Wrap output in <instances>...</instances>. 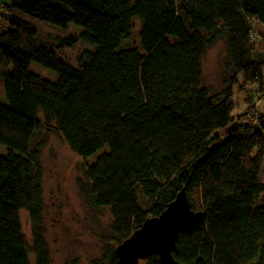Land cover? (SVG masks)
Here are the masks:
<instances>
[{"label": "trees", "instance_id": "1", "mask_svg": "<svg viewBox=\"0 0 264 264\" xmlns=\"http://www.w3.org/2000/svg\"><path fill=\"white\" fill-rule=\"evenodd\" d=\"M24 15L78 26L79 33L57 37L59 48L87 44L76 63L37 45ZM135 18L138 45L122 47ZM252 19L264 25V0L0 2L7 98L0 101V144L6 148L0 153V264H52L40 158L50 130L85 160L78 189L88 207L107 209L112 218L111 237H100L102 254L88 264H118L115 247L181 189L202 217L179 234L176 260L264 264V113L250 115L246 101L239 117L251 119H237L232 100L242 82L255 84L264 99V56L257 53ZM220 40L224 89L213 93L203 85L202 59ZM31 61L57 78L31 72ZM69 264L82 263L74 258ZM136 264L161 263L152 253Z\"/></svg>", "mask_w": 264, "mask_h": 264}, {"label": "rangeland", "instance_id": "2", "mask_svg": "<svg viewBox=\"0 0 264 264\" xmlns=\"http://www.w3.org/2000/svg\"><path fill=\"white\" fill-rule=\"evenodd\" d=\"M9 1L0 0L2 3H9ZM24 18L36 30V44L51 46L58 57L63 60L76 63L78 57L87 47V44L81 41L72 47L59 48L57 46V37L80 32V28L72 23L62 27L28 15H24ZM250 23L257 40V53L264 56V25L255 19L250 20ZM139 26L140 20L135 18L131 35L128 39L122 41V47L138 45ZM224 55V42L220 40L206 51L202 59L203 85L211 89L213 93L224 89ZM29 70L50 80L57 78L54 71L34 61L30 62ZM242 84L243 90L234 87L232 97L234 116H238L237 119L241 118L239 117L240 114L248 109L246 101H250L253 106L254 112L250 115L263 114L264 99L257 93L256 85L244 82ZM0 101H7L2 69H0ZM237 119L236 121H238ZM249 119L251 118L248 116L241 118V120ZM240 123L242 121H239V125ZM225 133L224 130H221L219 136L223 138ZM42 135V133H39L40 137ZM5 150V146L0 144V153H4ZM93 155L89 156L90 158L86 157L88 158L87 162L93 159ZM40 158L45 204L43 215L44 236L50 249L52 264H69L74 258H77L82 264H88L90 260L102 254L104 245L101 240L111 237L112 218L110 213L107 209L93 211L86 204L83 194L78 189V180L82 176L85 160L70 150L57 131L50 130L47 132ZM260 179L264 182V155L260 168ZM263 200L264 195L259 197L260 202ZM260 202H257V204ZM27 215V211H21L22 229L26 239L30 240L31 233ZM30 257L33 259V254H30Z\"/></svg>", "mask_w": 264, "mask_h": 264}, {"label": "water", "instance_id": "3", "mask_svg": "<svg viewBox=\"0 0 264 264\" xmlns=\"http://www.w3.org/2000/svg\"><path fill=\"white\" fill-rule=\"evenodd\" d=\"M202 217L191 209L181 189L158 215L147 218L128 238L115 247L118 264H136L156 253L161 264H187L176 260V241L180 233L190 231Z\"/></svg>", "mask_w": 264, "mask_h": 264}]
</instances>
